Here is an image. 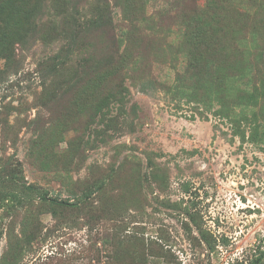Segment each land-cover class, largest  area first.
Returning <instances> with one entry per match:
<instances>
[{
    "label": "rangeland",
    "instance_id": "obj_1",
    "mask_svg": "<svg viewBox=\"0 0 264 264\" xmlns=\"http://www.w3.org/2000/svg\"><path fill=\"white\" fill-rule=\"evenodd\" d=\"M11 1L32 12L0 55V165L16 167L35 193L0 209V264H255L264 256V141L243 139L216 105L171 87L185 15L206 0H138L136 17L120 0ZM232 1L224 38L244 48L241 59L255 64L245 80L257 82L264 0ZM133 41L138 61L116 75L124 102L92 122L67 111L74 86L123 62ZM53 132L59 142L42 162L33 144ZM41 192L80 202L50 209ZM27 220L37 228L30 240Z\"/></svg>",
    "mask_w": 264,
    "mask_h": 264
},
{
    "label": "trees",
    "instance_id": "obj_2",
    "mask_svg": "<svg viewBox=\"0 0 264 264\" xmlns=\"http://www.w3.org/2000/svg\"><path fill=\"white\" fill-rule=\"evenodd\" d=\"M120 4L124 13H132L134 17L139 15L142 6L138 0H120ZM236 7L232 0H206L204 4L187 12L181 42L177 49L173 48L176 54L175 62H180L181 71L176 74V81L171 87L173 86L177 95L187 98L188 101L205 106L216 105L219 114L235 123V126L233 125L235 133L243 139L248 134V139L252 142H256L260 137V140L264 141V131L259 134L263 125L255 118L261 110L264 117V101L261 102L259 97V93L262 94L261 90H264V74L258 67L261 74L258 81H261L259 82L261 86L258 85V81L247 82L245 79L250 77L255 64L241 59L244 48L234 45L231 37H228L229 34L224 38L225 29L229 31L231 29V24L224 27L225 17L236 11ZM29 12L32 10L21 8L11 0L0 2V15L6 16V18L0 16V55L10 51L17 33L27 25ZM232 31L237 32L234 28ZM257 32L252 34L254 40L258 38ZM130 43L124 53L123 62L119 65L105 66L93 72L81 84L74 86L72 97L67 102V111L71 110L77 118L88 116L92 122L98 114L104 113L105 108L112 102H124L123 94L128 89L123 78L118 80L116 75L120 68L131 63L132 59L136 63L138 61L136 55L140 56V52L134 56L136 42ZM155 49L158 48L151 46L147 50L148 57ZM257 52L256 49L254 53ZM145 58L144 56L142 60ZM232 89L236 91L233 92ZM50 134V138L40 137L33 144L38 155H42V162L49 160L47 157H51L50 149L53 151V146L59 142V132ZM33 193L34 186L23 182L22 175L16 167L0 165V209L10 210L18 204L24 205ZM90 193L86 192L79 199L88 198ZM40 198L50 209L55 206L76 208L80 202H71L68 198L48 201L45 192L40 193ZM36 230L31 220H27L22 227L24 233L31 231L25 237L27 240L35 236ZM262 257L263 254L255 264H263L264 262L260 261Z\"/></svg>",
    "mask_w": 264,
    "mask_h": 264
}]
</instances>
